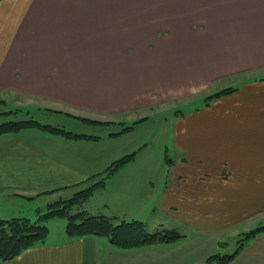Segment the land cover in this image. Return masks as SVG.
Listing matches in <instances>:
<instances>
[{
  "label": "crops",
  "instance_id": "obj_1",
  "mask_svg": "<svg viewBox=\"0 0 264 264\" xmlns=\"http://www.w3.org/2000/svg\"><path fill=\"white\" fill-rule=\"evenodd\" d=\"M138 3L0 0V90L49 101L63 93L58 98L81 111L129 118L187 107L166 130L181 155L168 158L167 174H124L122 167L99 192L107 199L83 210L181 237L122 247L95 234L70 237L65 223L58 239L50 231L44 242L0 264H216L208 257L231 254L225 250L240 233L264 225V0H151L149 23ZM128 7L136 9L130 14ZM228 88L235 90L207 99ZM150 117L125 120L122 129ZM27 131L0 136L1 212L109 164L95 154L83 164L48 158L46 136L31 132L36 141ZM52 136L56 151L60 144L88 141ZM117 199L119 209L111 206ZM6 212L0 218L14 217ZM228 264H264V231Z\"/></svg>",
  "mask_w": 264,
  "mask_h": 264
},
{
  "label": "rangeland",
  "instance_id": "obj_2",
  "mask_svg": "<svg viewBox=\"0 0 264 264\" xmlns=\"http://www.w3.org/2000/svg\"><path fill=\"white\" fill-rule=\"evenodd\" d=\"M138 10L142 11V14L144 15L143 22H150V3L151 0H138ZM136 8H129L130 14L133 13L131 10H134ZM129 13V12H128ZM85 43H81L79 50L82 49L83 45ZM85 57V56H84ZM0 93V124L6 123V122H17V121H25V120H35L37 122L50 125V126H56L59 128H63L66 131H71L75 133H83L87 135L97 136L95 138L87 139L88 141H80L79 143H74V145H59L60 150L56 151V145L52 138H55V136L52 135H60L51 133L48 131H39L38 128L34 127H26L22 128L19 131L10 132L6 134H18L22 130L28 129V136L31 138L39 140L38 136L36 135H30L31 132H38V134H41L43 136H46V141H44V148L47 151L48 158H52V155H55V157H64L67 159H73L75 161L80 162V164H83L85 162H88L90 156L95 154L96 156H99L98 159L100 160V157H104L105 160L109 161V164L105 167L103 171H100L98 174H94L90 176L88 179L82 180L77 184H74L72 186L62 185V187H58L52 190L44 191V192H36L34 194H31L30 197H28V201H26V205H23V201H21V206H16L15 204H10L9 208L5 207L3 208L2 215H10L6 212L8 211H14L15 214L14 217H8V219L13 218H27L31 222H36L39 218L40 214H43L44 212H47L49 209L55 207V206H65L66 201L71 200V198L75 197L74 203H68L66 205L67 211L69 213H75L80 212L85 209H89L88 211H93L92 209H95L99 203L103 201V199H107L102 197H99V192H102V188L105 187L107 180L113 176L116 172V174H120L121 171H119L122 167V172L124 174H130V173H137V174H159L164 175L167 174V171L169 167H167V161L168 158H172L174 161H177L179 157H181L179 152H176L173 150V141L171 140V135L167 133L166 130H169V128L174 125V121L177 115V113H180L181 111H185L188 108H184V106H179L177 104L176 106H167L168 108H165L164 110L160 109L159 111L156 110H144L139 111L135 114L134 118H129L130 116H120L119 114H109V113H101L99 111L95 110H84L81 111L78 106H76L73 103H68L61 101V98L64 95L58 94L54 95V97H50V101L48 98H44L42 96H38L34 93H26L25 91L18 90V89H12L9 92ZM55 98V99H54ZM15 99V102L12 100L7 102V100ZM65 99V98H64ZM51 100H53V103H51ZM56 100V101H54ZM50 103V104H49ZM59 105L63 106L65 108L55 109L54 107H47L45 105ZM163 107V106H162ZM172 108H175L176 111H171ZM79 111H81L79 113ZM186 112V111H185ZM89 115V116H86ZM144 116H151L150 120L148 118L139 119L137 122V125L134 127V129L131 131H125L120 132L123 126H126L125 120L130 123L131 121L129 119L135 120L139 117ZM127 118V119H125ZM123 121V122H122ZM125 122V123H124ZM130 125V124H129ZM125 128V127H124ZM123 128V129H124ZM122 129V130H123ZM120 130V131H119ZM47 132V133H46ZM119 132V133H118ZM117 133V134H113ZM3 134V135H6ZM52 134V135H51ZM0 135V136H3ZM48 135V136H47ZM62 136V135H60ZM51 137V138H50ZM65 137V136H63ZM67 138V137H65ZM70 138V137H68ZM167 138L170 139L169 141V148L166 149V140ZM74 139V138H72ZM85 139V138H84ZM77 140V139H75ZM146 145V146H145ZM144 146V147H143ZM135 157L133 159L136 160V163H132L131 161H128L123 166H121L113 175H111L107 180L104 182V186H101L97 188L95 191L86 198H81V191L88 188L91 184H97L102 180V176L110 165H112L116 160L122 158L125 155L135 153ZM134 161V160H133ZM131 162V163H130ZM127 164V165H126ZM103 169V168H95V170ZM119 172V173H118ZM112 193L111 191H109ZM108 192V193H109ZM95 193V194H94ZM94 194V195H93ZM93 195V197H91ZM106 195V191L104 192V196ZM89 200V201H88ZM88 201L90 203L89 206H84V203ZM113 202V201H111ZM109 202L110 204H112ZM117 201H115V204H112L111 206H115L119 209L120 204L123 206L122 203L119 205L116 204ZM5 204H2L4 206ZM13 205L15 206L13 208ZM84 206V207H83ZM19 209H22L20 212ZM89 212V213H90ZM91 214V213H90ZM122 217V216H119ZM3 219V218H1ZM112 221H119V220H112ZM121 221V220H120ZM66 223L65 218H52L49 221H47V225L49 226L51 233V237L53 239H58L59 236H62V229L64 228ZM114 223V222H113ZM118 223V222H115ZM264 226V225H262ZM259 227H255L254 229H250L248 231H244L243 233H240L238 236L237 243L231 242V246L236 247L237 244L239 245V241L245 237L246 234L253 232L252 230H255ZM262 232V231H261ZM261 232H258L255 234V236ZM53 234V235H52ZM61 234V235H60ZM255 236H251L247 241L254 238ZM246 243V242H245ZM229 248L228 250H225L229 253H232L233 248Z\"/></svg>",
  "mask_w": 264,
  "mask_h": 264
},
{
  "label": "trees",
  "instance_id": "obj_3",
  "mask_svg": "<svg viewBox=\"0 0 264 264\" xmlns=\"http://www.w3.org/2000/svg\"><path fill=\"white\" fill-rule=\"evenodd\" d=\"M233 88H228L214 95L208 96V100L224 93L232 92ZM34 127L43 131H48L55 134H60L65 137L74 139H91L97 136L87 135L83 133H75L66 131L63 128L46 125L35 120H25L17 122H6L0 124V135L19 131L22 128ZM132 126H127L120 132L131 130ZM119 133V132H118ZM117 134V133H113ZM135 153L128 154L116 160L109 168L102 173V180L97 184H91L85 190L81 191V198L90 196L97 188L104 186L105 180L113 175L121 166L128 161L133 160ZM75 197L66 201L65 206H55L47 212L39 215L36 222H31L27 218H0V261L13 259L18 256L24 249L33 246L37 243L44 242L50 233L47 221L52 218L60 217L66 219V232L71 236H84L95 234L107 237L112 243L122 247L140 246L146 243H155L159 241H175L181 237L176 231H158L150 233L146 231L145 224L142 221H123L119 224H114L109 218L104 215H86L84 211L69 213L66 208L68 203H74ZM239 241V245L235 252L231 254H213L208 257V263L215 262L216 264H228L244 247L245 242L256 233L264 231V226H261Z\"/></svg>",
  "mask_w": 264,
  "mask_h": 264
}]
</instances>
